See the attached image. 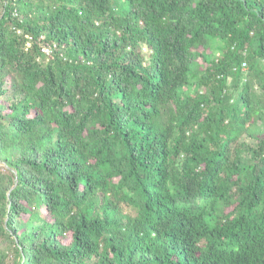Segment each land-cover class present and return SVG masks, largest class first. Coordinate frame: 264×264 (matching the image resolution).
Segmentation results:
<instances>
[{"label": "trees", "instance_id": "1", "mask_svg": "<svg viewBox=\"0 0 264 264\" xmlns=\"http://www.w3.org/2000/svg\"><path fill=\"white\" fill-rule=\"evenodd\" d=\"M261 62L264 0H0V264H264Z\"/></svg>", "mask_w": 264, "mask_h": 264}, {"label": "rangeland", "instance_id": "2", "mask_svg": "<svg viewBox=\"0 0 264 264\" xmlns=\"http://www.w3.org/2000/svg\"><path fill=\"white\" fill-rule=\"evenodd\" d=\"M260 65L262 66V68H264V63L263 62H261ZM247 68H248V64H247ZM246 71H248V70L247 69H244V70L241 71L243 77H245ZM228 83H230V79L228 80ZM239 87H240V85H239ZM239 87L237 89L233 90V92H232V96L233 97H236V94H237V91L239 90Z\"/></svg>", "mask_w": 264, "mask_h": 264}, {"label": "built area", "instance_id": "3", "mask_svg": "<svg viewBox=\"0 0 264 264\" xmlns=\"http://www.w3.org/2000/svg\"><path fill=\"white\" fill-rule=\"evenodd\" d=\"M41 51H42L43 53H45V54H48V52H49L48 48H46V47H42V48H41Z\"/></svg>", "mask_w": 264, "mask_h": 264}, {"label": "bare ground", "instance_id": "4", "mask_svg": "<svg viewBox=\"0 0 264 264\" xmlns=\"http://www.w3.org/2000/svg\"><path fill=\"white\" fill-rule=\"evenodd\" d=\"M241 67L242 68H245L246 67V62L245 61L241 62Z\"/></svg>", "mask_w": 264, "mask_h": 264}]
</instances>
